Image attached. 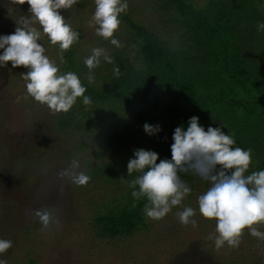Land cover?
I'll return each mask as SVG.
<instances>
[{
    "label": "trees",
    "instance_id": "16d2710c",
    "mask_svg": "<svg viewBox=\"0 0 264 264\" xmlns=\"http://www.w3.org/2000/svg\"><path fill=\"white\" fill-rule=\"evenodd\" d=\"M139 1L157 18V27L152 31L133 15L121 14L126 40L133 43L130 56L121 48L114 50L109 54L114 63L102 60L91 83L77 72L74 45L63 53L60 64L62 73L78 75L92 103L86 106L82 97L77 98L82 106L62 112L54 126L85 131V146L78 149L90 147L96 155L97 161L85 163L91 184L124 187L122 201H110L91 219L99 235L111 239L148 227L143 214L146 198H134V189L120 180L139 175L127 172L134 150H152L159 159L170 160L174 130H186L193 116L205 130L222 124L236 141L234 147L251 149L246 175L264 170V30L257 29L264 23V0ZM88 6L79 0L73 12ZM114 68H119L118 77ZM145 123L159 125L161 131L149 136ZM108 155L114 161L106 162ZM180 176L195 189L197 176Z\"/></svg>",
    "mask_w": 264,
    "mask_h": 264
},
{
    "label": "rangeland",
    "instance_id": "374dc122",
    "mask_svg": "<svg viewBox=\"0 0 264 264\" xmlns=\"http://www.w3.org/2000/svg\"><path fill=\"white\" fill-rule=\"evenodd\" d=\"M82 1L89 6L75 14L74 5L62 14L80 33L73 47V60L78 74L85 76L88 68L84 59L92 48H105L110 55L120 48L97 36L95 29L88 26L95 3ZM127 3L125 13L154 31L157 18L147 6L139 0ZM28 9L29 5H21L19 0H0V36L13 34L20 17L30 15ZM36 27L40 29L39 25ZM125 30L121 23L114 35L122 44L121 50L130 56L133 43L126 40ZM39 43L60 69L63 63L58 46L52 45L47 36ZM27 71L23 67L13 69L10 62L7 67H0V239L10 240L13 245L0 254V259H6L7 264H264V241L252 237L247 229L235 248L225 245L217 250L214 241L207 239L210 233L215 234L216 222L199 214L198 197L209 187L199 177L182 205L174 207L165 218L155 221L143 212L148 227L134 235L116 239L99 235L91 223L93 214L104 205L109 206L110 201L120 202L124 187L108 189L91 182L76 186L60 178V172L68 168L71 160L78 159L85 171V163L97 161L96 155L90 147L78 149L85 146V131L54 126V118L62 112L53 113L31 97L17 100L26 95V82L20 74ZM81 104L77 99L74 105L80 108ZM89 141L90 145L95 144L93 139ZM105 161H114V157L108 155ZM184 206L196 209L195 228L182 225L176 216ZM45 208L54 210L59 226L41 231L42 225L33 213ZM258 229L264 232V226Z\"/></svg>",
    "mask_w": 264,
    "mask_h": 264
},
{
    "label": "clouds",
    "instance_id": "9594fccd",
    "mask_svg": "<svg viewBox=\"0 0 264 264\" xmlns=\"http://www.w3.org/2000/svg\"><path fill=\"white\" fill-rule=\"evenodd\" d=\"M25 3L29 5L30 15L20 17L13 34L0 36V49H3L0 67H7L10 62L13 69L28 70L20 74L26 82V95L17 100L31 97L53 113H67L80 97L84 105H90L91 98L84 95L86 88L78 75L61 73L39 43L47 36L52 45L58 46L60 62H64L63 53L79 41L80 33L62 13L79 0H19V4ZM94 3L95 11L88 26L95 29L97 36L121 48L114 34L120 28L119 17L128 9L127 0H94ZM257 29L264 30V23H258ZM102 60L114 63L102 47L92 48L84 59L90 83L94 82V71ZM113 72L117 77L120 75L119 68H114ZM143 127L149 136L161 131L159 125L145 123ZM223 129L221 124L205 130L199 117L193 116L186 130L183 126L174 130L170 160L159 159L158 153L152 150L136 149L134 158L128 161L127 172L128 176L134 172L139 175L130 181L120 178L134 189L131 193L134 198H146L143 211L155 221L165 218L191 194L192 188L181 179L180 173L191 172L207 182L209 187L198 197V209L204 219L216 222L215 234L210 233L207 239L214 241L217 250L225 245L238 247L245 229L252 237L264 241V232L258 229L264 226V170L246 175L252 163L251 149L234 147L236 141ZM59 175L76 186H86L91 180V176L81 170L78 159L71 160ZM33 215L41 223V231L59 226V218L52 209L35 210ZM176 216L182 225L195 228L198 224L197 211L192 207L184 206ZM12 246L10 240L0 239V254H5ZM0 264H7V260L0 259Z\"/></svg>",
    "mask_w": 264,
    "mask_h": 264
}]
</instances>
